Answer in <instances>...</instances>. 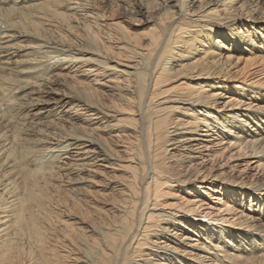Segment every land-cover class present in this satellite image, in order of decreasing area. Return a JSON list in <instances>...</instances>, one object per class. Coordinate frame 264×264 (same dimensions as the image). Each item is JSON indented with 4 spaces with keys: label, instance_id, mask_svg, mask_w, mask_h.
I'll use <instances>...</instances> for the list:
<instances>
[{
    "label": "bare ground",
    "instance_id": "obj_1",
    "mask_svg": "<svg viewBox=\"0 0 264 264\" xmlns=\"http://www.w3.org/2000/svg\"><path fill=\"white\" fill-rule=\"evenodd\" d=\"M106 1L0 0V264H264V94L158 90L264 56V2L133 0L154 28L116 44Z\"/></svg>",
    "mask_w": 264,
    "mask_h": 264
},
{
    "label": "rangeland",
    "instance_id": "obj_2",
    "mask_svg": "<svg viewBox=\"0 0 264 264\" xmlns=\"http://www.w3.org/2000/svg\"><path fill=\"white\" fill-rule=\"evenodd\" d=\"M132 3L133 0H111V1H106L105 6L103 7L101 4H95L93 5V12H97L101 15H103V24L106 25L104 27V31L105 33H108L112 36H115V43L118 44L120 43V40H116L117 38V31L115 29H113L112 27H108L107 25H111L113 24L115 21H119L121 22L122 26L125 29V32L127 35H135L136 37H142L145 35H148L150 33V30H152L154 28V24H153V16L150 15H140L139 13H136L134 10L131 11V9H127L125 6V4L129 5L128 3ZM246 4L248 6H254L257 4V7L260 8L263 5L264 0H246ZM125 3V4H124ZM134 3V2H133ZM132 8H134V5L132 6ZM135 12V13H134ZM154 15V14H152ZM256 15L258 16V14L256 13L254 15V17L256 18ZM246 22H242L240 24H236L235 27L236 31H238L239 29L241 31L244 32L243 28H245V34L248 37H251V28H254V30L256 31H260V33H264V31H262L261 27H263L262 23L263 22H253V24H250V27L248 28L247 26L244 27V24ZM222 28V27H221ZM225 29V28H223ZM226 31V30H225ZM260 47L264 46V44H257ZM259 47V48H260ZM255 49V48H254ZM175 51V50H174ZM175 52H179L178 50H176ZM221 52V55H214L215 56V60H217L218 58H220L219 64L216 65V68H218L217 66H221L220 64H222V73L219 74V77L223 78L221 80H210L209 78L206 79H200V80H186V79H180L179 76L176 77H172L170 78V80L166 81L164 84H161L158 87V90L163 91L162 97H170V96H174V95H195L196 94V89H198V87L194 88V86H197L198 84L204 83V85H214L216 87V85H221L224 88L223 90H215L212 87L209 89H211V92L214 94H217L219 92H222V95H224L223 99H220L217 106V110H213L215 111V113L221 114V113H226L228 112L229 108H225L223 107L222 103L227 102L230 98V96H233L234 93L237 91L238 94H241L243 91H247L245 89H250L252 91H257L259 92V97H263L262 95L264 94V56L262 54V51H258V50H253L251 48H243L238 50L237 52H232V54L230 55V57L228 59H226V55L227 53L225 51H219ZM218 53V51H217ZM213 56V55H212ZM213 56V58H214ZM218 71V70H217ZM261 72V73H257V72ZM211 82V84H209ZM205 87V86H204ZM204 90H208V89H204ZM216 92V93H215ZM210 93V92H207ZM246 93V92H245ZM236 96V95H235ZM237 97V96H236ZM248 99V98H247ZM259 103V104H257ZM257 105L261 106L264 105V101L262 100V102L256 100ZM243 108V107H240ZM240 108H235V109H240ZM253 110L252 111H256L254 109H256L255 107H252ZM242 110H245V108H243ZM234 111H240V110H232V112ZM248 113L251 114V110L247 111ZM185 113V112H184ZM252 115H255L254 112ZM251 115V116H252ZM122 118H126L127 116H121ZM178 117V120H180L182 123L185 122L187 120L188 122H192V117L193 116H188V115H182L179 113H175L171 118H175ZM189 124L186 126L188 127ZM186 131L185 129H180V133ZM245 159H240L237 163H240L241 161H243ZM247 161H250V165L248 167V170L246 169V172L251 174H255L256 172H258V170L256 171V159L255 158H248ZM263 162V161H262ZM255 163V164H254ZM262 174V172L260 173ZM175 188H173L174 190ZM192 190V189H191ZM176 202V201H175ZM215 203V202H212ZM214 205V204H213ZM192 221H198L195 217L191 216L190 218ZM201 221H203V224H206L210 227H213L212 224L210 222H208V219L203 218L201 219Z\"/></svg>",
    "mask_w": 264,
    "mask_h": 264
}]
</instances>
